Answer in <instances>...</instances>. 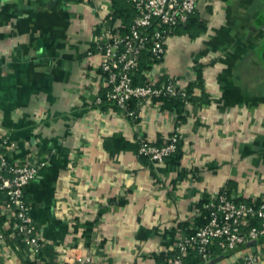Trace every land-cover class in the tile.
<instances>
[{
	"label": "crops",
	"instance_id": "0c3cea01",
	"mask_svg": "<svg viewBox=\"0 0 264 264\" xmlns=\"http://www.w3.org/2000/svg\"><path fill=\"white\" fill-rule=\"evenodd\" d=\"M193 15L200 32L186 23L171 33L145 82L188 86L201 70L205 94L194 89L180 120L152 100L134 120L98 103L109 91L98 41L106 29L123 32L114 0H0V135L15 143L10 160L46 162L24 194L44 258L0 213V264H62L76 245L92 264H167L207 194L264 197V0L201 2ZM179 124L178 163L139 156L140 137L163 144ZM248 246L186 260L235 264Z\"/></svg>",
	"mask_w": 264,
	"mask_h": 264
},
{
	"label": "built area",
	"instance_id": "2783aa9c",
	"mask_svg": "<svg viewBox=\"0 0 264 264\" xmlns=\"http://www.w3.org/2000/svg\"><path fill=\"white\" fill-rule=\"evenodd\" d=\"M124 1L135 10L128 31L109 28L102 32L98 41L103 56L100 71L109 86L107 100L134 120L139 118L143 104L151 100L160 104L162 97H180L187 106L190 103L187 86L173 78L152 81L151 77L145 83L137 84L134 73L144 53H148L154 63L162 61L169 35L188 23L199 3L213 4L216 0ZM132 101L135 107H132ZM102 102L103 98H98V103ZM179 126L176 125L163 144L140 137L139 156L155 162L166 161L178 149L181 140ZM14 145L9 137L0 135V213L10 220L12 236L37 260L45 241L24 194L46 162L35 164L30 159L10 160L6 150ZM204 208L208 212V222L182 238L167 264H186L190 252H197L202 262L208 261L214 255V245L224 251L249 245L247 252L242 253L235 264H256L260 248L264 247V197L248 202L236 201V197L223 188L207 194ZM255 221L257 223H253ZM255 243L260 248L250 246ZM62 264H92V256L87 247L72 246Z\"/></svg>",
	"mask_w": 264,
	"mask_h": 264
},
{
	"label": "trees",
	"instance_id": "16d2710c",
	"mask_svg": "<svg viewBox=\"0 0 264 264\" xmlns=\"http://www.w3.org/2000/svg\"><path fill=\"white\" fill-rule=\"evenodd\" d=\"M114 5H115V15H117L122 21V23L119 27L123 30V32H126V31H128V29H129V27H130V25H131V23L135 17V10L129 3H127L124 0H114ZM177 28H179V27H177ZM201 29H202V24L198 21V18L196 16L192 15L188 21V26L185 28V30L190 32L192 35H196L200 32ZM153 63L154 62L151 60L149 54L144 53L142 58H141L140 66H139L138 70L135 71V73H134L135 83L143 84L145 82V79H146L145 78V72L148 71L149 69H151V67L153 66ZM197 86L200 88L202 93L205 91V88L203 86V78H202L201 70H198L197 81L190 83L187 86L188 87V93H189V98H188L189 102H191L193 100V98H194L193 92ZM204 94H205V92H204ZM161 99H162L164 109H167L169 111H173V110L175 111L176 110L180 113V118H178L180 120L181 119V112H185V108H186L184 100L180 97H173V98L162 97ZM103 100H104V102L108 101L106 95L103 96ZM131 105H132V107H135V102L132 101ZM182 155H183V153H182V149H181V140H180V142L178 143L177 151L173 155H171L168 158V160H169V162H172V163H178L180 161ZM141 157H143V156H141ZM226 190H228V192L231 193V190H229V189H226ZM206 198H207V195L204 199L203 204L205 203ZM1 201H2V196H0V202ZM236 201L248 202L250 200H245V199H242L240 197V198H236ZM207 215H208V212L203 207V215L201 217L197 218L196 225H198V226H196L195 228H197L199 226H203L208 222V216ZM253 223H257V221H255ZM193 230L190 233H192ZM215 246H218V245H214V247ZM214 247H213V249H214ZM44 249H45V247L41 250L40 254H38L37 260L38 259L43 260L44 253H45ZM190 254H194L198 258L199 263H203L197 252H190L188 255L190 256ZM171 255H172V253H171ZM187 261H188V259L185 260L186 264H188ZM30 264H33V262Z\"/></svg>",
	"mask_w": 264,
	"mask_h": 264
}]
</instances>
